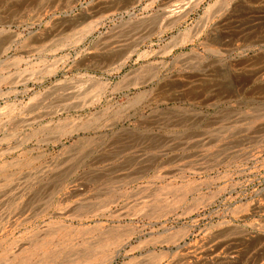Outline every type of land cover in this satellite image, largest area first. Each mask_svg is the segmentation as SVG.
<instances>
[{
	"label": "rangeland",
	"instance_id": "1",
	"mask_svg": "<svg viewBox=\"0 0 264 264\" xmlns=\"http://www.w3.org/2000/svg\"><path fill=\"white\" fill-rule=\"evenodd\" d=\"M0 264H264V0H0Z\"/></svg>",
	"mask_w": 264,
	"mask_h": 264
},
{
	"label": "water",
	"instance_id": "2",
	"mask_svg": "<svg viewBox=\"0 0 264 264\" xmlns=\"http://www.w3.org/2000/svg\"><path fill=\"white\" fill-rule=\"evenodd\" d=\"M125 7H128V3L124 4V5H121L119 6L118 8H125Z\"/></svg>",
	"mask_w": 264,
	"mask_h": 264
}]
</instances>
